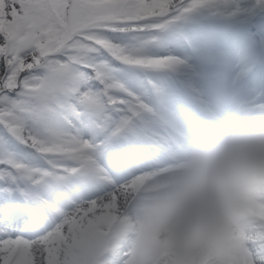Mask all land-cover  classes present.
<instances>
[{
	"label": "snow or ice",
	"instance_id": "6c2138e0",
	"mask_svg": "<svg viewBox=\"0 0 264 264\" xmlns=\"http://www.w3.org/2000/svg\"><path fill=\"white\" fill-rule=\"evenodd\" d=\"M197 15L255 24L264 0H0V264H131L137 201L242 107L230 51L175 43ZM201 264H264V195Z\"/></svg>",
	"mask_w": 264,
	"mask_h": 264
},
{
	"label": "clouds",
	"instance_id": "9594fccd",
	"mask_svg": "<svg viewBox=\"0 0 264 264\" xmlns=\"http://www.w3.org/2000/svg\"><path fill=\"white\" fill-rule=\"evenodd\" d=\"M264 195V108L238 107L184 150L128 223L131 264H201Z\"/></svg>",
	"mask_w": 264,
	"mask_h": 264
},
{
	"label": "bare ground",
	"instance_id": "6f19581e",
	"mask_svg": "<svg viewBox=\"0 0 264 264\" xmlns=\"http://www.w3.org/2000/svg\"><path fill=\"white\" fill-rule=\"evenodd\" d=\"M246 66V64L245 65H243L242 67H245ZM249 68H247V70H248Z\"/></svg>",
	"mask_w": 264,
	"mask_h": 264
}]
</instances>
